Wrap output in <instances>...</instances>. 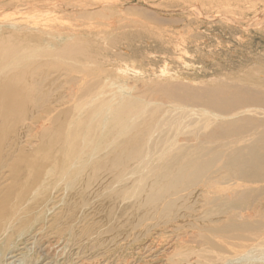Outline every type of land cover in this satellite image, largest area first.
I'll return each instance as SVG.
<instances>
[{"label":"bare ground","instance_id":"1","mask_svg":"<svg viewBox=\"0 0 264 264\" xmlns=\"http://www.w3.org/2000/svg\"><path fill=\"white\" fill-rule=\"evenodd\" d=\"M32 25L0 24V264H264V69L145 97Z\"/></svg>","mask_w":264,"mask_h":264},{"label":"rangeland","instance_id":"2","mask_svg":"<svg viewBox=\"0 0 264 264\" xmlns=\"http://www.w3.org/2000/svg\"><path fill=\"white\" fill-rule=\"evenodd\" d=\"M15 23L87 33L81 61L106 56L116 87L142 96L143 83L201 90L263 75L264 0H3L0 24Z\"/></svg>","mask_w":264,"mask_h":264}]
</instances>
